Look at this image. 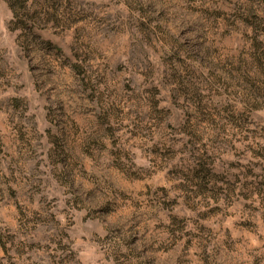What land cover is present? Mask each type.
<instances>
[{"label": "rangeland", "instance_id": "374dc122", "mask_svg": "<svg viewBox=\"0 0 264 264\" xmlns=\"http://www.w3.org/2000/svg\"><path fill=\"white\" fill-rule=\"evenodd\" d=\"M0 264H264V0H0Z\"/></svg>", "mask_w": 264, "mask_h": 264}]
</instances>
